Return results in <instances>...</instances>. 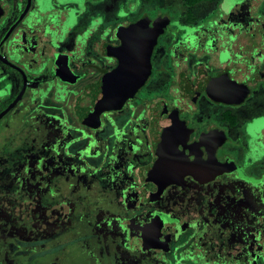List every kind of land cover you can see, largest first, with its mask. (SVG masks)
Listing matches in <instances>:
<instances>
[{
    "label": "flooded vegetation",
    "instance_id": "af4514ba",
    "mask_svg": "<svg viewBox=\"0 0 264 264\" xmlns=\"http://www.w3.org/2000/svg\"><path fill=\"white\" fill-rule=\"evenodd\" d=\"M169 1L0 0V264H264V9Z\"/></svg>",
    "mask_w": 264,
    "mask_h": 264
},
{
    "label": "rangeland",
    "instance_id": "374dc122",
    "mask_svg": "<svg viewBox=\"0 0 264 264\" xmlns=\"http://www.w3.org/2000/svg\"><path fill=\"white\" fill-rule=\"evenodd\" d=\"M140 1V0H139ZM253 2H255L252 6H254V7H259L260 9H264V0H253ZM155 3V2H154ZM179 4V0H170L169 2H168V4H174V5H177V4ZM173 6V5H172ZM200 6H202V10H204V8L207 6L206 4H202V5H200ZM252 6H250V8H253ZM173 9V8H172ZM238 11H240V10H242L241 8H239V9H237ZM264 17V16H263ZM237 17H235V19H236ZM255 97V96H254ZM261 101V102H264V92L262 93V94H259L258 96H256L255 98H251V99H249V101L248 102H257V101ZM238 127H237V129H242V126H243V117H240L239 118V120H238Z\"/></svg>",
    "mask_w": 264,
    "mask_h": 264
},
{
    "label": "trees",
    "instance_id": "16d2710c",
    "mask_svg": "<svg viewBox=\"0 0 264 264\" xmlns=\"http://www.w3.org/2000/svg\"><path fill=\"white\" fill-rule=\"evenodd\" d=\"M185 4H196L199 2L210 1V0H182Z\"/></svg>",
    "mask_w": 264,
    "mask_h": 264
},
{
    "label": "water",
    "instance_id": "95a60500",
    "mask_svg": "<svg viewBox=\"0 0 264 264\" xmlns=\"http://www.w3.org/2000/svg\"><path fill=\"white\" fill-rule=\"evenodd\" d=\"M130 35H131V34H130ZM2 115H3V114L1 113V114H0V117H1Z\"/></svg>",
    "mask_w": 264,
    "mask_h": 264
}]
</instances>
